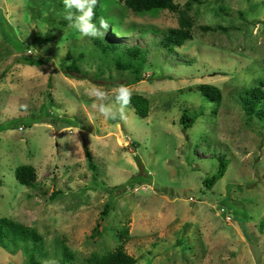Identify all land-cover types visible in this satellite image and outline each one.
<instances>
[{
	"label": "rangeland",
	"instance_id": "rangeland-1",
	"mask_svg": "<svg viewBox=\"0 0 264 264\" xmlns=\"http://www.w3.org/2000/svg\"><path fill=\"white\" fill-rule=\"evenodd\" d=\"M176 3L178 12L154 15L114 6L127 34L108 40L147 51L135 82L101 53L99 38L61 24L56 2L0 0V217L38 230L50 255L56 240L78 259L108 252L126 227L124 248L136 264H264V117L247 116L238 97L264 80V0ZM180 17L192 37L157 46ZM80 53L81 73L66 72ZM203 84L218 88L219 103L202 97ZM119 85L148 98L146 117L131 104L124 120L91 108L89 90L111 95ZM184 110L195 117L187 128ZM220 155L225 173L207 188ZM19 165L35 167L33 187L16 180ZM25 259L0 249V264Z\"/></svg>",
	"mask_w": 264,
	"mask_h": 264
},
{
	"label": "trees",
	"instance_id": "trees-1",
	"mask_svg": "<svg viewBox=\"0 0 264 264\" xmlns=\"http://www.w3.org/2000/svg\"><path fill=\"white\" fill-rule=\"evenodd\" d=\"M48 2L54 1L58 4L61 11H65L63 0H46ZM177 0H97V5L94 9L93 22L99 27V20L103 17L109 23V28L105 32V36L96 39L98 48L106 57L113 60V66L117 69L131 71L133 81L142 79L141 71L143 65L146 63V50L139 46H128L124 43H116L108 40L109 37L121 34H127V30L121 25V16L119 11L114 8L120 2L123 6L137 15L143 14H157L160 11L178 12ZM180 27L170 28L159 42L157 46L165 49H173L174 47L182 46L188 39L192 37L189 28L190 22L184 17H180ZM67 21H61V24H66ZM209 29V27H204ZM103 31V30H102ZM157 30H151L156 32ZM48 35L44 37L47 40ZM126 38V37H125ZM94 42V43H95ZM16 43V42H15ZM19 44H21L18 41ZM160 44V45H159ZM22 50V49H19ZM83 57V54L76 55L71 63L66 65V72L80 74L78 61ZM22 60L24 64L31 66H40L45 63L43 59H32L26 57ZM108 66V65H107ZM96 75L102 72L101 67L96 70ZM202 97L220 102V91L218 88L211 85L203 84L199 87ZM240 104L243 107L247 116L255 114L259 117H264V80H260L257 85L243 88L239 94ZM131 106L134 108L136 114L144 118L149 112V100L141 94H132ZM50 117L49 123H54L53 116ZM195 117L187 113V110L182 112L180 122L184 128L190 127L193 124ZM4 128H0V131ZM87 165L91 170L95 169L93 156L87 149L85 150ZM218 167L216 173L204 179V185L207 188L212 187L217 180H219L225 173L227 161L223 156H218ZM14 175L16 180L25 186L33 187L37 178L36 169L32 165H19L15 168ZM110 202L106 201L102 211L101 217H105L109 211ZM127 235V228L123 227L118 234L120 244L113 250L105 253L92 252L83 259H78L76 254L66 245L62 240H56L52 255L45 250V241L43 236L34 227L28 226L16 220L7 217H0V249L7 250L11 254H15L19 250L24 254L25 261L28 264H42V260L53 259L55 264H136V259L128 254L124 248L123 237ZM45 262V261H43Z\"/></svg>",
	"mask_w": 264,
	"mask_h": 264
},
{
	"label": "clouds",
	"instance_id": "clouds-1",
	"mask_svg": "<svg viewBox=\"0 0 264 264\" xmlns=\"http://www.w3.org/2000/svg\"><path fill=\"white\" fill-rule=\"evenodd\" d=\"M63 4L65 7L63 18L68 22L70 28L76 30L83 37L102 38L105 36L106 30L109 28L108 21L101 17L99 27L93 22L97 0H63ZM86 94L93 100L91 108L99 117H103L104 120L126 119L124 109L130 104L132 96L127 86L119 85L111 95L99 87H93ZM112 99H114L115 105H119L118 110L113 104L108 103ZM48 264H55V262H48Z\"/></svg>",
	"mask_w": 264,
	"mask_h": 264
}]
</instances>
